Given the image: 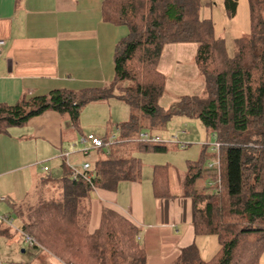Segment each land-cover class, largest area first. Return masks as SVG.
I'll return each mask as SVG.
<instances>
[{
    "label": "trees",
    "instance_id": "16d2710c",
    "mask_svg": "<svg viewBox=\"0 0 264 264\" xmlns=\"http://www.w3.org/2000/svg\"><path fill=\"white\" fill-rule=\"evenodd\" d=\"M248 2L250 31L237 39L235 54L230 56L225 40L215 36L212 18L201 16L209 1L104 0L103 19L128 28L115 46V75L106 87L58 88L23 96L12 105L0 103V135L47 110L70 118L80 130L83 107L114 96L131 109L130 118L120 123L119 141L99 147L89 170L72 177L63 163L66 173L45 187L52 186V195L34 202L11 199L12 214L21 220L19 229L36 240L34 248L49 251L64 264H147L140 228L128 217L103 207L99 227L90 232L93 190H114L122 180L139 178L143 163L138 151L168 150L165 144L140 141V133L161 128L174 115H186L200 118L220 144V167L206 165L203 151L199 160L189 161L184 178V194L195 204V232L216 235L219 248L204 259L192 243L176 262L260 264L264 252V0ZM238 4L239 0H225L229 16L236 15ZM179 43H196L194 60L205 86L200 94L180 95L165 109L160 100L168 77L159 65L166 46ZM201 175L214 184L211 192L196 188ZM168 179L169 166L157 165L155 195H171Z\"/></svg>",
    "mask_w": 264,
    "mask_h": 264
},
{
    "label": "crops",
    "instance_id": "0c3cea01",
    "mask_svg": "<svg viewBox=\"0 0 264 264\" xmlns=\"http://www.w3.org/2000/svg\"><path fill=\"white\" fill-rule=\"evenodd\" d=\"M103 1L0 0V38L5 40L0 55V103L12 105L23 96L47 94L58 88L85 90L106 87L115 75V46L127 34L128 28L103 19ZM205 1H209L205 7L213 2ZM194 44L169 46H175L180 52V59L175 61L180 73L177 77L188 80L192 83L188 86L201 93L205 84L194 60L197 50ZM172 67L173 58L168 57L164 62L163 55L160 70L168 75ZM109 100L92 101L83 107L80 130L74 127L70 118L56 110H47L23 124L9 127L7 132L1 134L0 194L6 198L4 204L11 208V199L34 201V198L28 197L29 190L20 194L14 189L2 193L1 189L7 186L4 175L21 173L23 180L28 176L31 191L36 189L38 192L39 184L50 185L54 178L66 173L63 168V163H66L63 153L66 150L70 151V164L77 163L78 169H82V163L88 162L80 158L82 154L86 155L77 145L80 144L81 135L93 133L104 139L115 136L119 141L120 123L130 118L124 108L122 114L123 117L128 115L127 118H120L117 111H110L103 105L96 124H87L84 118V112L90 110L86 106L109 104L111 107ZM176 100L174 98L172 103ZM184 134H187L186 131ZM97 149L92 150L97 152ZM157 165H168L170 170V164H154L151 173L144 175L142 167L139 178L122 180L114 190L95 188L91 202L90 232L99 227L102 208L108 207L128 217L140 228V242L147 250V264H177L182 249L192 243L198 246L204 259L211 258L216 251L209 258L203 253L208 240L211 243L212 239H206L208 235H197L193 226V198L185 195L183 189L174 190L170 176L171 195H155L153 179ZM40 194L36 199L43 197ZM5 213L10 215L12 212ZM202 236L204 248L199 244ZM51 257L52 260L36 258L33 263L64 264L59 258Z\"/></svg>",
    "mask_w": 264,
    "mask_h": 264
},
{
    "label": "rangeland",
    "instance_id": "374dc122",
    "mask_svg": "<svg viewBox=\"0 0 264 264\" xmlns=\"http://www.w3.org/2000/svg\"><path fill=\"white\" fill-rule=\"evenodd\" d=\"M212 4L209 6H204L201 10V16H207L212 18L214 23L215 36L223 38L225 40L226 48L228 54L233 56L236 50V41L238 38L250 31V8L248 0H239L237 13L235 16H229L226 7L225 0H212ZM174 45V44H172ZM196 45V44H194ZM174 47V48H172ZM180 52L175 48V46H166L164 55V62H166L168 57L173 58V66L170 71L167 72V90L160 100V105L167 109L169 108L172 100L178 98L179 94H199L194 91V88L188 85L192 84L184 78H178L180 75L178 69H176V60L180 59ZM200 77V76H199ZM194 76L192 75V80ZM193 82V81H192ZM193 92V93H188ZM175 96V97H174ZM109 99V98H108ZM118 98L110 97V104H91L88 112H84V118L87 124H96L101 115V110H103L102 105L106 109L115 110L120 118L123 117L122 109L127 110L131 114V109L128 104ZM107 100V99H105ZM102 101V100H99ZM113 103V104H112ZM107 105V106H106ZM83 108L82 110H84ZM87 109V108H86ZM98 114V116H97ZM96 115V116H95ZM130 116V115H129ZM186 131L187 134H184ZM149 134L154 136L159 135L161 138L160 144H165L168 146V150L165 152H144L138 151L136 153L143 163V173H151L153 171L154 164H170L169 176L171 179L172 187L174 190H184V178L187 172L189 161H197L201 158L203 151L206 155V165L209 163H215L217 159V148L216 136L214 134H208L205 126L200 118L189 117L186 115H174L172 116L165 125L159 129H151L147 131ZM80 149L83 148L81 144H77ZM80 145V146H79ZM98 154L95 150H91L87 155H81V160H87L90 163H94ZM72 161V160H71ZM73 162V161H72ZM71 162V163H72ZM78 169L77 163H72ZM83 164V163H82ZM7 181L6 188H2V193H7L8 190H16L17 194L25 192L27 190L29 193V198H34L37 200V194L41 193L43 197H48V194L52 193L51 187L45 189V185L39 184L38 192L31 191L30 180L28 176L22 179L21 173H14L12 175H4L3 177ZM196 188L198 190H205L206 192H211L212 189L207 184L206 177L201 175L196 180ZM30 187V188H29ZM207 187L206 189H204ZM41 189V190H40ZM40 190V191H39ZM26 193V192H25ZM31 201V200H30ZM32 201V202H34ZM0 212L6 214L5 212H12L10 206L4 202H0ZM9 215V214H7ZM10 219L16 228L21 227V220L17 217L16 213H10ZM204 236L200 238L199 244L204 248ZM206 239H212L211 243L207 242V248L203 255L206 258L213 254L219 248V243L216 235H208ZM210 237V238H209ZM25 251L23 252V250ZM54 255L49 251L41 250L39 248L30 247L24 242L22 235L19 231L15 230L12 226L8 225L6 222L0 220V264H34L35 259H51ZM56 257V256H55ZM52 260V259H51ZM37 261V260H36ZM260 264H264V252L261 255Z\"/></svg>",
    "mask_w": 264,
    "mask_h": 264
},
{
    "label": "built area",
    "instance_id": "2783aa9c",
    "mask_svg": "<svg viewBox=\"0 0 264 264\" xmlns=\"http://www.w3.org/2000/svg\"><path fill=\"white\" fill-rule=\"evenodd\" d=\"M5 45V40L0 38V55L2 53V49L3 46ZM140 141H152V142H160L161 138L159 136H154L153 134H149L148 132H141L140 136L138 138ZM116 137L112 136L109 139H103L102 137H98L93 133H90L88 135H84L80 137V143L83 145L82 148V152L84 154H88L90 152L91 149L93 148H99V147H103V146H108L113 144L116 141ZM218 152L219 153V148H220V144L218 142H216L215 144ZM64 158H65V162L67 163V165L70 167V175L72 177H77L79 171H86L89 170V168L91 167V164L89 162H84L82 165V169H77L73 164H70L69 161V155H70V151L66 150L64 153ZM217 165L218 167H220V159H219V154H218V158L217 161L215 163H210L209 166L213 167ZM45 169H48V167H45ZM218 181L220 182V178L218 179ZM213 183H208L209 187H213ZM6 198L5 196L0 194V202L4 201ZM0 220L6 222L8 225L12 226L14 229H17L25 238L26 242L33 246L36 243V240L30 236L29 234L24 233L22 230H20L19 228H16L13 223L12 220L10 219V216L4 213L0 212Z\"/></svg>",
    "mask_w": 264,
    "mask_h": 264
}]
</instances>
